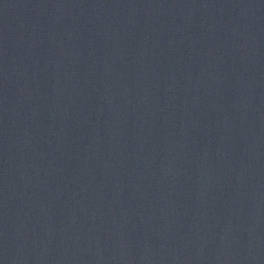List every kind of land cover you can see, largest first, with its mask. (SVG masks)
Instances as JSON below:
<instances>
[{
    "label": "water",
    "instance_id": "1",
    "mask_svg": "<svg viewBox=\"0 0 264 264\" xmlns=\"http://www.w3.org/2000/svg\"><path fill=\"white\" fill-rule=\"evenodd\" d=\"M0 264H264V0H0Z\"/></svg>",
    "mask_w": 264,
    "mask_h": 264
}]
</instances>
